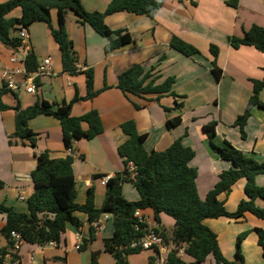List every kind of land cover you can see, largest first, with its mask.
I'll use <instances>...</instances> for the list:
<instances>
[{
    "label": "crops",
    "instance_id": "crops-1",
    "mask_svg": "<svg viewBox=\"0 0 264 264\" xmlns=\"http://www.w3.org/2000/svg\"><path fill=\"white\" fill-rule=\"evenodd\" d=\"M7 0H0L5 2ZM230 0H167L154 18L123 11L108 15L105 19L112 30L129 32L134 41L115 49L105 51L108 39L97 33L90 25L78 22L69 12L66 16V30L74 43L79 56L78 71L65 72L61 52L51 35L50 28L43 22H36L28 29L32 52L38 63L49 57L53 63L49 75H43L37 82V93L29 94L23 89L7 92L2 100L10 107L18 103L22 108L35 104L38 100L50 103L70 102L75 97L72 113L85 114L91 109L98 110L104 125L102 134L92 140L81 139L74 144L73 170L76 180V202L84 204L88 191L94 190L95 205L100 208L106 195V185L101 183L103 176H116L123 172L124 162L118 147L127 136L122 124L134 120L137 130L146 134L144 146L148 152L163 151L174 141L182 143L195 152L191 166L197 170L199 195L205 199L214 188L224 170L235 167L233 162L221 159L206 126L216 122V146L225 141L258 162L264 161V108L254 106L245 126L243 138L235 120L245 112L254 94V80L264 77V53L252 46L234 48L230 38L242 37L253 25L264 26V0H239L238 6L228 4ZM111 0H82L88 11L106 10ZM21 9L13 11L9 17H20ZM51 23L58 28V12L51 11ZM17 36L18 32L12 33ZM176 35L195 46L200 53L185 56L171 47V38ZM219 49L217 65L223 74L217 80L212 69L214 56L211 46ZM12 48L0 42V83L2 70L12 66ZM141 64L145 70H154L156 84L173 77L172 90L176 96L150 94L146 97H127L118 87L119 76L130 67ZM94 71V88L102 90L92 100L84 99L87 94L85 71ZM264 103V89L259 93ZM179 103L182 106L179 107ZM135 104L140 105L136 108ZM181 117V123L169 128L167 122ZM29 127L36 133V146L28 140L21 141L14 136L15 110L0 111V205L4 204L20 213H28V198L34 192L32 173L36 169V156L45 151L53 158H65V149L60 121L53 115H39L29 120ZM83 128L88 125L83 123ZM258 186L264 187V174L256 178ZM247 180L239 179L230 191L219 194L229 212H235L239 203L247 199ZM126 184V183H125ZM123 185V193L128 200L137 201L139 193ZM130 185V184H129ZM23 197L24 199H21ZM256 204L264 207V199L258 198ZM149 225H156L154 212L143 210ZM83 222L81 231L72 224L67 225L64 240L60 244L44 246L23 242L19 258L14 261L10 255L5 264H91L92 253L99 252V264H116L113 256L104 250L103 240L114 234L113 217L103 222V230L95 235L85 249L91 236V225L85 213L77 212ZM162 230L171 232L174 219L161 214ZM205 225L213 230L219 240L224 256L236 260L237 238L247 233L241 249L246 264H264V251L258 243L255 228L264 229V220L252 213L232 219L227 217L206 219ZM6 224V215L0 212V229ZM8 240L2 236L0 249L7 247ZM157 250H143L129 256V264H153ZM188 264H215L209 257L205 262L194 263L187 254L182 257Z\"/></svg>",
    "mask_w": 264,
    "mask_h": 264
},
{
    "label": "trees",
    "instance_id": "trees-1",
    "mask_svg": "<svg viewBox=\"0 0 264 264\" xmlns=\"http://www.w3.org/2000/svg\"><path fill=\"white\" fill-rule=\"evenodd\" d=\"M166 1L111 0L105 11L91 12L85 9L82 0H7L0 2V42L9 48H16L21 43V39L19 35L13 36L12 33L18 32L21 27L29 29L34 23L43 22L50 28L51 35L59 47L64 71L75 74L78 71L79 56L66 30V16L69 12L77 17L79 23L90 25L97 33L109 40L105 46V51L108 53L134 41L129 32L112 30L105 21L108 15L127 11L154 18ZM238 1L230 0L228 4L237 7ZM16 9H21V16L9 17ZM52 10L58 12V28L52 26ZM230 42L236 49L241 46H252L264 53V26L253 25L242 37H231ZM170 44L185 56L200 53L195 46L176 35H173ZM211 53L214 56L212 71L216 79L220 80L223 71L217 65L218 47L212 45ZM38 65V58L32 52L26 60L28 72L36 71ZM155 68L145 70L141 64H136L119 76L117 87L127 97L131 95L146 97L150 94H156L157 97L166 94L176 96L172 90L175 79L169 77L163 83L156 84L153 78ZM84 73L87 77V94L84 99L92 100L102 90L108 88L106 85L102 90H95L93 69L90 68ZM253 85L254 94L245 112L239 115L234 123L239 127L243 138L246 137L245 126L252 108L256 105L264 108V103L259 100V93L264 89V77L261 80H254ZM5 93L7 92L0 95V111L15 110V137L21 141L28 140L35 147L36 133L29 127V120L39 115H53L61 123L65 149H71L73 154L57 159L45 151L36 156L37 166L32 173L34 192L27 201L28 213H20L4 204L0 205V212L6 215V224L0 229V239L4 236L8 240L7 247L0 249V264H5L8 255H12L14 261L19 258L17 253H10L14 247L11 235L13 231L20 233L24 242L30 244L41 246L50 242L60 244L64 240L68 224L81 231L83 222L77 216V212L85 213L91 225V236L80 248L85 249L95 240L92 224L103 214H110L113 217L114 234L111 238L103 240L104 250L113 256L116 264H129L130 255L143 251L140 248H132V243L139 241L148 227L145 222L140 223L137 229L135 212L147 209L154 212L157 224L161 223V214L174 219L175 225L171 236H168L162 228L157 229L165 238L166 244L171 247L167 264H188L177 256L178 248L183 245L186 254L194 263H202L212 257L215 264H246L241 246L247 233L237 238L236 260L230 261L220 248L217 234L206 226L204 221L222 217L238 219L246 213H252L264 220V207L256 204L258 198L264 199V187L258 186L255 180L258 175L264 174V161L258 162L227 141L221 147L216 146L213 141L216 135L215 121L206 126V132L221 159L233 162L235 167L220 174L218 182L205 199L199 195L197 170L191 166L195 152L185 146L181 139L174 141L163 151L148 152L144 146L146 134L139 133L135 121L129 120L121 126L127 138L118 147L119 155L124 162V170L110 178L106 185L103 205L97 208L93 189L88 191L84 204L76 202L77 189L73 163L74 144L81 139L92 140L104 131L98 110L91 109L83 115H73V104L79 99L78 96L70 102L50 103L46 100H38L26 108H22L19 103L12 108L2 100ZM10 93L17 96L16 92ZM135 106L137 109L140 108L138 104ZM181 106L182 103H179V107ZM181 121L182 118L179 116L169 120L167 125L173 128ZM83 123L88 125L87 129L83 128ZM130 163L135 166L134 173L130 171ZM241 178L247 180L245 191L248 198L239 203L235 212H229L225 202L218 196L230 191ZM125 183H131L137 190L139 193L137 201L125 197L123 193ZM2 187L3 182L0 181V189ZM255 231L258 234V243L264 251V229L255 228ZM98 257L99 252H93L91 264H99ZM153 261L152 259V263Z\"/></svg>",
    "mask_w": 264,
    "mask_h": 264
},
{
    "label": "built area",
    "instance_id": "built-area-1",
    "mask_svg": "<svg viewBox=\"0 0 264 264\" xmlns=\"http://www.w3.org/2000/svg\"><path fill=\"white\" fill-rule=\"evenodd\" d=\"M18 35L21 39V43L12 49V55L10 57V64L12 66L5 67L1 74L0 83V95L3 92H20L23 89L26 93L36 94L37 93V82L43 75H49L52 71V61L49 57L44 58L38 65L36 71L29 73L26 67V60L28 56L32 53V47L30 44L29 32L26 27H21L18 31ZM69 154H73L71 149H68ZM130 171L134 173L135 166L130 163ZM111 176H103L101 178V183L107 185ZM21 199H24L21 197ZM112 217L110 214H103L101 218L92 224L94 228L95 235L99 234L103 230V222ZM135 217L138 221L137 229L140 223H147V218L142 214L141 210L135 212ZM148 224V223H147ZM160 228L158 224L149 225L146 228L145 235L139 240L134 241L131 245L132 248H140L141 250H157L158 256L154 257L153 264H167L169 253L171 252V247L165 242V238L157 231ZM12 238L14 241V247L11 249L10 253H18L22 243L24 242L20 233L13 231ZM50 245H55L56 243L50 242ZM80 244L76 246L77 249L80 248ZM186 255L185 246L178 248L177 256L182 258ZM12 258V255H10Z\"/></svg>",
    "mask_w": 264,
    "mask_h": 264
},
{
    "label": "rangeland",
    "instance_id": "rangeland-1",
    "mask_svg": "<svg viewBox=\"0 0 264 264\" xmlns=\"http://www.w3.org/2000/svg\"><path fill=\"white\" fill-rule=\"evenodd\" d=\"M130 184V185H129ZM126 186L130 187L132 190L136 191V189L133 187L131 183H126ZM137 192V191H136ZM81 213V212H80ZM168 233V232H167ZM168 236H171V232L168 233Z\"/></svg>",
    "mask_w": 264,
    "mask_h": 264
}]
</instances>
